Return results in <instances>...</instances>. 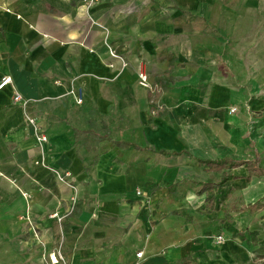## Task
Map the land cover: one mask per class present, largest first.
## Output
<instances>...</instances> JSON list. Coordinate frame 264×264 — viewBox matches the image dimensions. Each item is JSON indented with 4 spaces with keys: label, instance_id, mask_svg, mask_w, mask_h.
Here are the masks:
<instances>
[{
    "label": "crops",
    "instance_id": "crops-1",
    "mask_svg": "<svg viewBox=\"0 0 264 264\" xmlns=\"http://www.w3.org/2000/svg\"><path fill=\"white\" fill-rule=\"evenodd\" d=\"M4 76L0 264H264V0H0Z\"/></svg>",
    "mask_w": 264,
    "mask_h": 264
},
{
    "label": "built area",
    "instance_id": "built-area-1",
    "mask_svg": "<svg viewBox=\"0 0 264 264\" xmlns=\"http://www.w3.org/2000/svg\"><path fill=\"white\" fill-rule=\"evenodd\" d=\"M99 0H86V4L89 8L93 7ZM139 77H140V83L146 87H152L151 84L148 82V75L147 72L144 71H140L139 72ZM13 83V79L11 76H4L1 80H0V90H2L3 88H5L6 86L10 85ZM71 93L74 95L75 100L78 104H82L84 102V98H83V92L82 90L78 89L75 90L73 89L71 91ZM14 101L15 102H20L23 104L24 107H26L29 103L28 99H25L22 97V95L19 92H15L14 94ZM236 111V107H232L231 108V112H235ZM28 122L32 125L33 130H34V135L36 137V140L39 142V144H44L45 142L48 141L49 137L48 134L46 132H44L40 126H38L36 119L26 115ZM37 163H42L44 165L45 162L43 161H39L37 160ZM53 171L57 174L58 178L69 184L72 189L74 190V194L71 198L72 200V205L71 208L69 210L68 213H60V212H53L50 214L51 218H55L57 219L60 223L66 218L67 215H69L70 213H73L75 211L76 205L78 203V192H77V188L75 185L72 184L70 177L71 174L69 172H64L62 173L59 170H56L53 168ZM138 194H142L141 190H138ZM224 236L223 235H218L215 237L216 243H223L224 241ZM143 254V252H138L137 256L141 257ZM44 259L46 260L47 264H71L68 259L64 256V254L61 252V249L59 248L58 250L54 251L53 253H50L48 255H46L44 257Z\"/></svg>",
    "mask_w": 264,
    "mask_h": 264
},
{
    "label": "trees",
    "instance_id": "trees-1",
    "mask_svg": "<svg viewBox=\"0 0 264 264\" xmlns=\"http://www.w3.org/2000/svg\"><path fill=\"white\" fill-rule=\"evenodd\" d=\"M160 86H161V85H160ZM160 86L157 85V87H158L159 89H160ZM161 88H162V87H161ZM154 109H155V108H154ZM210 164H211V165H214V166L216 165V166H219V167H222V166L225 165L224 162H222V163H220V164H219V163H216V162H210ZM252 171H253V172H256L257 170L255 171V170L252 169ZM180 264H187V263L183 260Z\"/></svg>",
    "mask_w": 264,
    "mask_h": 264
}]
</instances>
